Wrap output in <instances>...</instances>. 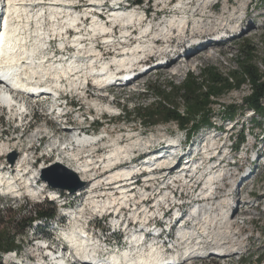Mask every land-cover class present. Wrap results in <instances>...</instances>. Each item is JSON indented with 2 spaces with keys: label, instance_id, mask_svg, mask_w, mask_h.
<instances>
[{
  "label": "bare ground",
  "instance_id": "bare-ground-1",
  "mask_svg": "<svg viewBox=\"0 0 264 264\" xmlns=\"http://www.w3.org/2000/svg\"><path fill=\"white\" fill-rule=\"evenodd\" d=\"M89 1L90 3L84 5L86 6L84 11L78 12L71 7L74 0H50L49 5H43L42 3H46V1L43 2V0H0V77L3 78V83H8L6 85L0 84V109H8L10 118L19 119L25 110L29 109L28 106H26L27 100L20 94L23 90L31 91L34 89L33 92H40L44 97L64 89H69L76 93L81 92L80 94L84 91V94H87L89 91V96L91 98L102 92L110 93L112 89H108L107 81L110 80L120 68L124 69L125 66L129 68L133 59L139 60L134 65L133 71H124L112 82V85L116 86L117 89L121 90L129 83L138 87L143 82L141 79L147 76L148 72H153L155 70L157 73L169 72L171 75L180 76L183 71L187 70V67H196L198 65L197 60L215 58V53L218 51L215 48L224 41L228 32V29H224L226 26H233L230 25V23H226L225 19L220 20L219 18H215L214 21L209 20L205 22V18L209 19L211 17L208 13L215 7L212 3L213 0H178L174 4V8L179 9L178 11L172 9L173 12H170L171 10L168 11L165 8V10L171 14L166 15L162 9H159L165 14L164 20L161 19L158 22H154L155 16L151 18L147 14V21L144 25H137L138 17L143 15V12L130 9L129 12L125 13L124 10V12L120 11L122 8L120 6L118 9L113 8L111 22L118 23V28L120 27L119 33L121 34L120 37L133 34V38L124 46L115 47V51L121 50L126 53V55L103 59L102 57L104 55L110 56L113 51L109 49L110 51L105 53L102 49L99 51H93L92 49L95 42L101 43L99 42V38L102 39V43L110 41L111 39V35L108 34L105 36H98L99 32L104 29L100 22L95 17H92L88 25L83 26V29L87 30V32H77L82 29L81 20L84 17H89L90 11L88 9L91 10L93 6H98L102 3V0ZM157 1V3L164 8L169 3H172L173 0ZM36 3L39 6H43L32 8V5L34 6ZM238 8L239 10L237 12L245 9L242 8V6ZM7 9H9V17L15 18L5 20L7 17ZM16 10L20 11V15H16ZM46 13H48V15ZM189 13L191 15H188ZM46 18L49 20L48 25L45 23ZM187 22L191 25L188 26ZM206 25L215 26L210 27L211 29L206 28L205 32H201ZM127 26L131 31H137V34L131 33ZM7 28H9V32L4 34ZM71 29L75 30L76 33L72 35L70 39L64 41L63 38ZM212 30L216 31L211 33L210 31ZM209 33L213 35L211 36ZM94 36L99 38L93 39ZM138 36L143 38V40L130 48L129 45L134 44L136 39H139ZM150 36L158 39L154 41V44L175 43L173 41H176L178 44L182 42L186 43V55L183 56L184 58L178 57L180 59L165 56L171 52L161 55V52L163 50L166 51L168 46H164L162 51L155 49L150 39H146ZM4 38L6 41H4ZM57 38L58 40H55ZM62 41L69 43L71 48L72 46L77 48L79 52H81L83 60H79L78 62L75 58L71 59V57H68V59L64 58L66 59L65 62L58 63V52H61L64 48V42ZM10 42H12V46ZM55 43L58 48L55 47ZM153 57L155 58V63L151 65L148 61L153 59ZM160 59L163 60V63L159 62ZM98 62L101 63H99L100 65L97 67L95 64H98ZM107 64L111 66L107 67ZM12 65H15L14 68H12ZM103 69L107 71L100 72L105 75L96 74L99 73L98 70ZM13 71H15V73ZM92 72H94L96 76L92 79L91 84L87 83L85 90L84 84ZM10 73L15 76H10ZM124 77H130V81L124 82ZM42 82L45 83L44 87L40 85ZM106 88L107 90H105ZM87 99H89L88 95ZM100 99L105 102V99ZM93 105L96 109L104 108L107 112H113L116 109L110 103L101 104L97 100L94 101ZM88 110L90 111V109ZM70 132L71 134L68 136V139L64 141H60L57 138H54L55 141L54 139L51 140L45 150L53 149V153L55 151L57 152V157L66 159L67 164L64 165L73 170L81 181L86 184L92 183L91 187L86 189L88 186L86 185L73 193L69 192V194L68 192L63 193L65 190H60L65 198H56V196L61 193L58 192L59 189L49 187L47 183L41 181L40 176H38V171L47 167L43 165L45 161H43L42 164L40 163L41 165H39L38 169H35L31 168L36 161L33 158V160H30L28 167V163L24 161L29 158V154L26 152H23L22 155L19 156V160L17 159L18 161L16 164L13 161L14 165H10V170H5L6 174H0V201L7 204L11 197L14 198V200L17 199L19 203V201L22 202L23 199H26L27 196L32 197L33 200H37V197L41 195V197L44 196L43 199L47 196L46 203L60 204L56 208V215L50 220L51 224L49 228H55L54 232H49L45 227L44 221L37 218H33L30 227H28V229L31 228L34 231L37 226L39 228L36 229V232L42 234L44 237L52 238L59 244H70V250L68 252L61 251L60 255H55L53 253L51 254L49 251L54 250L57 254L60 252L62 245L58 250H55L53 244L39 241V239L32 242L31 246L42 248L45 252L47 251L46 256L50 257L53 264H66V258H70L71 264H184L196 258H210L214 256L230 258L233 256V253L237 251L238 248H235L237 243H235V245L229 244L230 242L238 241V233L232 230L234 229L233 225L235 218L234 215H230V213L234 208L239 210V205H234L233 203L235 202L230 203V193L226 196L223 195L221 197L222 199L218 202H212L211 204L203 203L204 207H202L200 203L195 202L183 208L180 206L170 208L169 206L162 205L161 201L165 202L168 198L167 193H165L161 195L155 203L151 204V206L146 207L142 205V207L138 209L136 205L131 204L137 200H139L137 202L141 204L147 193L140 189L141 194L136 195L131 189L122 185L125 183L121 184V181L127 180L128 177L134 174V169H137V166L119 167L114 165L118 160L125 159L129 156L137 146L144 148L150 145L152 139H133L129 135L130 132H128V135L125 134L127 139L130 137L128 143L120 144L117 142L116 145L110 147V150L104 152V154H100L103 155L101 157V166L99 161L94 162L100 155H98V153L93 154V150L89 149L93 144L94 138L89 135L80 136L75 130H71ZM37 136L38 132L31 134L29 136V143L34 142L33 140H37ZM120 138L121 141L124 139L119 135L116 141H119ZM112 139L113 137H111V141L115 143ZM210 140L213 139L209 137L206 142ZM57 141L60 145L71 142V149L61 150L57 146ZM10 149L9 144L1 142L0 156H5ZM162 149L165 148L161 147V150ZM203 149L204 146L200 149V153L204 151ZM25 150L30 151V148H25ZM14 151L17 152L16 150ZM158 151L153 150V152L150 153L153 155ZM198 153L199 152L196 154ZM204 154L208 155L207 152H204ZM163 156L164 154L156 158L155 155L150 156V158H154L153 162L149 165L148 163L143 164H147L145 165L146 168L154 166L155 170L159 171L161 169V172L168 169V175L173 174L174 171L177 172L179 169V161L170 165V159ZM81 158L84 160H81ZM196 158H198V160ZM202 158V155H196L191 160L185 161V166L194 167L198 165V163L201 164L200 160ZM60 162L61 161H59V163ZM97 169H103L100 173L106 175L104 179H101L100 175L97 177L94 176L97 173ZM192 169L194 170V168ZM192 169H187L190 172L188 180H185L182 176H166V183L171 184L174 181L177 183L181 181L183 185L190 186V183L193 181L192 179L195 178L197 174V172ZM158 171L150 172L149 177L145 179L146 182L152 180L156 181L164 175H161V173L158 174ZM179 172L186 175V172L183 170H179ZM205 172L207 173L206 170ZM224 172H226V170L222 168L208 173L203 182L204 186L199 192V195L202 196L201 199L212 198L211 194L217 190L214 180L216 177H219L221 173L224 174ZM230 175L229 177H231ZM163 180H165V178H163ZM210 182L212 183L210 184ZM115 183H117L116 187H119V196H116L114 193L110 195L112 196L110 199L104 201L103 198L106 194L109 195V193H101L98 197L94 193V189L101 185L109 186ZM229 184L232 185L231 183ZM21 187L25 189V194L20 192ZM192 187L193 184L190 188ZM88 191L90 193L89 196L87 194ZM109 192H111V190ZM71 196L77 201L78 208H76L73 203L70 204L69 198H71ZM87 197L90 199V201L86 200L87 205H85V203L79 204L80 200ZM97 199L100 202H104L99 204ZM23 201L25 202L26 200ZM192 201L193 200L190 202ZM88 205H91L94 211L100 214L101 218L105 209L110 210L113 208V210H116L118 206H124L127 208L126 212H128V214H134L135 219L133 217L129 218L128 215L125 217L124 215L126 213H122L121 210L120 216L118 217L119 221L116 223L114 219L105 221L102 218L100 220H104L103 224H98L100 220L93 219L95 224L91 225L90 221H86L88 217L81 215ZM31 217L29 218L31 219ZM69 219H71L73 223L70 227H67L64 221ZM39 229H43L44 232H39ZM94 229L99 231H94ZM45 231L47 232L46 234H44ZM89 234L90 238H88ZM17 237L18 235L16 236V242L20 244L21 240L18 241ZM105 237H109L111 241L105 240ZM93 240H95V242ZM113 243H115V245H113ZM162 243H168V248L162 249ZM204 243L205 245L207 243H212L214 247L208 248L205 245L203 247ZM20 249L0 252V256H9V259H12V262L9 264H25L23 257H20ZM89 258H94V260H89ZM7 261L8 260H0V264H7Z\"/></svg>",
  "mask_w": 264,
  "mask_h": 264
},
{
  "label": "rangeland",
  "instance_id": "rangeland-1",
  "mask_svg": "<svg viewBox=\"0 0 264 264\" xmlns=\"http://www.w3.org/2000/svg\"><path fill=\"white\" fill-rule=\"evenodd\" d=\"M45 1L46 3H42V4L49 5L50 0H43V2ZM88 1L89 0L81 1L80 5H81V8H83L81 9L82 12L84 11V8L86 7L84 5L88 4L87 3ZM103 1L104 0H102V2ZM145 1L146 0H142V5H140V9L143 8L142 10H144L145 8H148L150 11L149 17L153 18L155 15L160 16L159 14L155 13V11L159 9H162L166 15H171L169 14V12L166 11L168 9L165 10L166 7L163 8L159 3H157L158 2L157 0H151L149 3H145ZM174 1L175 0H173L172 3H174ZM214 1L215 0H213V2ZM226 1L227 0H219L216 7H214L216 9V12L213 13V9H212L211 12L208 13L211 15V17L209 19L205 18V22H208L209 20L214 21L215 18H219L220 20L225 19L226 23H230V25H233L235 27L234 28L233 26L232 27L226 26L225 29H229L230 31L227 32L226 38L224 39V41L221 42V44L217 45V47L215 48L216 50H218L215 53L216 54L215 58L208 59V60H204V59L197 60L198 65L196 67H193V66L187 67L186 68L187 70L183 71L182 75L180 76L171 75L169 72L157 73V71L155 70L153 72H148L147 76L141 79V81L143 82L138 87H135L134 85L130 84L129 86L126 85V87L121 90L117 89L116 86H114L113 88L112 87L108 88V89H112L113 91L112 95L114 96V99L113 97L112 98L109 97V99H107L105 92L97 94L91 98L89 96L90 92L89 91L87 92V95L89 98L88 100H90L91 102L88 101L87 103H84L85 107H87L88 104L91 105L95 109L97 114H98L97 110L99 111V109H96L95 106L93 105L95 100H97L101 104L110 103L116 108L112 113L108 112L112 116L111 119L109 118V116H107L108 114L105 115L104 120L108 122V124L101 125L103 127L102 129H108L109 131L112 130L111 132V135L113 137L112 140H114L115 143H113L111 147L113 145H116L117 143L116 140L119 137V135H121V137H124L125 134L128 135V132H130L129 135L133 139L135 138H139L140 140L152 139V142L154 141L157 142L158 140L160 141L164 138L171 136V137L180 139L182 141V144H184L185 146L186 152H189V151L191 152L192 149L197 148L196 144L201 139V137L207 132L208 130L207 127L201 128L199 131L192 134L189 138L187 136L188 131L179 129L177 124L173 122H170L167 124H160V125H156L153 127H147L144 122L141 123L139 121L138 117L141 114L143 115V112L138 109V106L140 104H142L143 106L149 105L153 101V95L157 91L161 90L162 86L169 85V84L179 85L183 82L187 74L192 73L194 76H197L199 75L201 69L206 66L216 67L221 72H227L229 70L236 68V62L241 54L240 52L241 44L243 43H247L252 49H254L255 54H256V63L258 67L261 70H263L264 68V0H228L229 2L228 4L226 3ZM35 5L36 7L43 6V5H40V6L37 5V3ZM240 6H242V8H245V9L237 12L239 10L238 7ZM88 10L91 11L90 9ZM170 12H173V11L171 10ZM46 14L48 15V13ZM230 14H233V15H230ZM188 15H191V14L189 13ZM45 23L46 25L49 24L48 18H46ZM190 25L191 24L189 23L188 26ZM208 26L213 27L215 25H206V27H204V29L201 30V32H205L206 28L208 29ZM209 29L211 28L209 27ZM119 30H120V27L118 28V32ZM195 35H198V34L196 33ZM212 35L213 34H211V36ZM99 42L101 43H98V44H102V39H99ZM173 42H175L174 47H175L176 53L171 52L170 54L165 55V56H169L170 58H174V59L176 58L180 59L178 57H183L184 55H186L187 44L183 42L179 44L176 41H173ZM55 47L58 48L56 43H55ZM108 51L110 50L105 51V53ZM148 62L151 63L152 65L153 63H155V58L153 57V59L149 60ZM249 92H250L249 86L244 85L240 90L232 91L222 96L218 100V102L223 105L236 103L237 108H239L242 111L241 114L239 113L235 117L236 121H233L231 123V124H235L233 128L229 127L230 123H226L222 121L224 129L227 130V132L226 134L224 133L220 137V140L218 142L219 143V153H220V156L218 155L219 158L227 159V155H229L228 152L230 150V144L234 142V139L236 137H238L239 131L241 129V124H243L245 140L243 143H241V145L237 149H234V152L230 151L231 156H235V161H234L235 165L234 166H231V165L223 166L222 168L226 170V172H224V179L223 181L218 182L217 185L215 184V187L219 192L223 191L221 195L226 196L228 193L231 194L229 196L230 201H231L230 203L235 202L233 203L234 205L235 204L239 205V210H236V208H234L233 211L230 213V215L233 214L235 218L234 225H233L234 229L232 230H235L238 233V241L229 243L232 245H235V243H237L235 248H238V249L235 253H233V256H231L230 258L223 257V256L221 257L214 256L210 258H196V259H191L190 261L185 262L184 264H264V158H263L264 135L260 136L261 133H264V119L258 117V119L261 120L262 122V127L254 125V122L251 121L252 111L248 110L245 107V105L242 104L241 102L242 98L247 96ZM78 93L80 94L81 92H78ZM100 98L105 99V102H103ZM41 102H42L41 100L35 101L36 104H40ZM29 104L30 102L27 101L26 106H28L29 109H33V105H29ZM263 104H264V99H263ZM40 106L39 105L37 106V115H36L37 119H41V122L38 124V126L48 128L54 131L55 130L60 131V129H62L63 127H71V123L56 125L57 119L48 113L49 108L53 107V105L50 106V103H47V104L44 103L43 105L41 103ZM121 107L123 108L122 113H124V117H125L124 119L122 117V113L120 117L116 115L117 112H121L120 110ZM89 108L90 107L86 109L83 108L82 109L83 113H85L86 110H88ZM218 108H219L218 106H215L216 111L214 114V118L212 119L215 122H213V125L219 124V121H220L221 113L217 110ZM7 111L8 110H5L4 108L0 110V132L3 131L4 133L9 134V136L7 137L8 142L6 141L4 142L9 144L11 149L8 153L5 154V156H0V164H5L7 167H9L10 163H8L7 160L10 158V154L15 153L16 159L17 157L21 156L23 152H26L27 154L30 155V151L28 150L26 151L25 147L30 145L29 136L31 134L25 135L24 137L19 139V136H20V134L18 133L19 131L15 129V124L11 120L13 118H10V114L5 119L2 118V116H7L6 115ZM74 118H75V114L71 116V119H74ZM126 119L129 122H127ZM208 131H212V129ZM35 132H38V131H35ZM61 135L59 136L61 137ZM257 136H260V138L255 141V138ZM60 137L57 136V139L61 141ZM184 137H186L185 139L187 141L185 140V142L183 143ZM225 137H226V141L224 140ZM227 138H229V140H227ZM53 139L52 137L48 139L44 137L43 142L49 143ZM129 139H127V137H124V139L121 141L120 144L128 143ZM223 140L225 142H223ZM254 142H257V143H254ZM47 145H45V149ZM203 146L204 144H198V152H199L198 154H200V149ZM161 147H164L165 149L161 150L160 148L159 151L168 150L167 146L163 145ZM110 149L111 148H108L104 152ZM14 150H16L17 152H15ZM195 151L196 150H194L193 152ZM40 155L41 153L38 155H35V158H41L40 159L41 161L37 163L38 165L40 163L42 164L43 161H45L44 162L45 164L43 165L47 167L59 161H61L60 163H62V165L67 164L66 159H60L59 157H57L56 151L50 157L43 158V157H40ZM201 155L202 154H200L199 156ZM102 156L103 155H100L99 158L94 161V162L99 161L101 166H102V158H101ZM196 159L198 160V158ZM81 160H84V159L81 158ZM228 162L231 163L233 162V160H228ZM102 170L103 169H100V170L97 169V173L94 176L97 177L100 175V178L104 179L106 175L100 173V171ZM2 171H0V174L1 173L6 174L5 171L3 172ZM173 173H175V171ZM205 173H206L205 171L197 172L195 178H193L192 179L193 181L190 183V186L193 184L192 188L195 189L197 193H199L200 189L204 186L202 180L205 177ZM229 175L231 177H229ZM38 176H40V171H38ZM165 181H167V179ZM156 183L157 182L155 180H152V182L151 181L146 182L145 180V186H149L151 193L153 192V197H152L153 201H151L152 199H150L149 200L150 204L153 203L155 200H157L161 195L166 193V192L165 193L163 192L164 190H162V188H160L159 190V186H157ZM229 183H231L232 185H230ZM177 185L178 187H177V191H175L176 193L180 194L182 197H184V199H189V200L195 199L194 198L196 196L195 194L190 195L191 188L189 185L185 186L183 185V182L181 181H178V183L175 184V186ZM91 186H92V183H89L86 189ZM110 187L111 186L101 185L97 187L95 190L97 193L99 192L102 193L104 191H107L105 193H109L110 195L114 194L112 192H109L111 190ZM22 188L23 187L20 188V192L25 194V189H22ZM95 190H94V193L96 194ZM58 192H61V193L58 196H56V198L59 197L60 199H64L65 197H64V194H62V191L59 190ZM65 192H68V191L65 190L63 193ZM140 192L141 191L139 189H136L135 194L136 195L141 194ZM87 194L89 196L90 194L89 191L87 192ZM39 196L40 197H37V200H33L32 197L27 196L26 199H23V200H26L25 201L26 203L23 200L22 202L19 201L18 203L17 199L14 200V198H11V197H10V200L7 202V204L0 201V205H1L0 206V231L8 232V235L14 236V238H16L15 236L18 235L17 240L18 241L21 240L20 257H23L25 264H35V263L36 264H41V263L53 264L50 257L46 256L47 251L45 252L42 248L31 246L32 242L35 241L36 239H39V241L47 242L48 244H53V247L55 250H58L59 247L62 245V248L59 253L56 254V251L50 250L49 252L51 254L53 253L55 255H60L61 251L68 252L70 250L69 248L70 244H66V245L59 244L54 239L46 238L42 234L37 233L36 230L33 231L31 228L29 229L27 228L25 229V231H23V233H21L20 229L13 230L11 227H9V224L12 223L13 219L17 221V220H25L31 216L34 217V214H36L37 210L42 209L41 204L44 205L47 202V198H46L47 196L43 199L42 203H41L42 197L41 195ZM111 197L112 196L104 197L103 200L105 201L106 199H110ZM221 197L219 200L222 199ZM86 200L90 201V199L87 197L85 199L80 200L79 204L85 203V205H87ZM104 201L100 202L97 199V202L99 204H102ZM137 201L136 203L140 204V202H137ZM69 202L70 204L73 203L76 206V208H78L77 201L72 196L71 198H69ZM200 204L202 207H204L202 203ZM59 205H60L59 203H52L51 207H53L54 209L55 207L57 208ZM54 210L56 211V209ZM96 210H99V209H96ZM122 213L124 214L126 213L124 215L125 217H127L128 215L129 218L130 217L134 218V214H130V213L128 214L126 210H122ZM55 215H56V212H55ZM81 215L88 217L86 221H90L91 225L95 224V222H93V219H97V220L102 219L100 214H97L94 211V208L91 207V205H88L86 210L83 213H81ZM117 221H119V218L114 219L115 223ZM68 222L69 223H67L66 226L70 227L73 221L69 219ZM103 222L104 220H100L98 224H103ZM44 223L46 225L45 226L46 229L49 232L50 231L54 232L55 228L54 229L49 228L51 221L44 222ZM96 230L97 229H94V231ZM88 238H90V234L88 235ZM93 241L95 242V240ZM204 245L205 243L203 244V247ZM258 259H260V261H258ZM65 261H66V264H71L70 258H66ZM11 262H12V259H9L7 261V264ZM75 264H79V263H75Z\"/></svg>",
  "mask_w": 264,
  "mask_h": 264
},
{
  "label": "trees",
  "instance_id": "trees-1",
  "mask_svg": "<svg viewBox=\"0 0 264 264\" xmlns=\"http://www.w3.org/2000/svg\"><path fill=\"white\" fill-rule=\"evenodd\" d=\"M133 1L140 2V0ZM240 52L236 68L232 70L221 72L216 67L206 66L197 76L192 73L187 74L179 85L162 86L161 90L153 95V101L149 105L140 104L138 106V109L143 112V115L138 117L139 121L144 122L147 127L173 122L179 129L187 130L189 138L201 128H208L213 124L215 106L219 107L217 110L221 113V120H235V117L242 113L237 108V104L223 105L218 100L222 96L248 85L250 92L242 98L241 102L248 110L252 111L251 121L254 122V125L262 127V122L258 117L264 119V68L261 70L258 67L255 51L247 43L241 44ZM244 140L243 128L239 131L238 137L234 139L233 149H237ZM44 205H41L42 209L37 210L35 218L48 222L54 218L55 210L51 207V203ZM31 221L32 219L29 217L25 220L16 221L13 219L9 227L13 230L20 229L23 233L30 227ZM37 228L39 227L36 226L35 230ZM38 231L44 232L43 229ZM46 233L45 231L44 234ZM20 248L21 246L16 242L14 236L8 235V232L0 231V252Z\"/></svg>",
  "mask_w": 264,
  "mask_h": 264
},
{
  "label": "water",
  "instance_id": "water-1",
  "mask_svg": "<svg viewBox=\"0 0 264 264\" xmlns=\"http://www.w3.org/2000/svg\"><path fill=\"white\" fill-rule=\"evenodd\" d=\"M15 157V153L10 154L8 159L10 164L13 163ZM40 179L51 188L67 190L70 193L81 189L85 185V182L81 181L73 170L59 162L43 168L40 171Z\"/></svg>",
  "mask_w": 264,
  "mask_h": 264
},
{
  "label": "built area",
  "instance_id": "built-area-1",
  "mask_svg": "<svg viewBox=\"0 0 264 264\" xmlns=\"http://www.w3.org/2000/svg\"><path fill=\"white\" fill-rule=\"evenodd\" d=\"M16 15H20L19 10H16ZM11 18H15V17H9V9H7V17L5 18V20H11ZM8 32H9V28H7V30L4 31V34L8 33ZM4 41H6L5 38H4ZM10 43L12 46V42H10ZM14 66L15 65H12V68H14ZM42 202H43V196H42L41 203ZM41 205H43V204H41ZM149 206H151V205H149ZM160 207H163V206H160ZM133 208H137V207H133ZM54 209H56V207ZM33 218H35V217H31V219H33ZM64 223H65V225H67V223H69V222H68V220H65ZM105 240L111 241V239L109 237H105ZM113 245H115V243H113ZM164 248H168V243H162V249H164ZM0 260H9V256H0ZM89 260H94V258H89Z\"/></svg>",
  "mask_w": 264,
  "mask_h": 264
}]
</instances>
